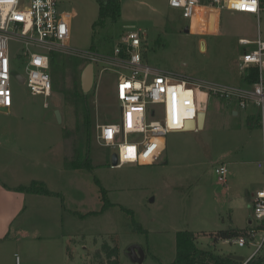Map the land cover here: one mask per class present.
<instances>
[{
    "label": "rangeland",
    "instance_id": "374dc122",
    "mask_svg": "<svg viewBox=\"0 0 264 264\" xmlns=\"http://www.w3.org/2000/svg\"><path fill=\"white\" fill-rule=\"evenodd\" d=\"M101 2L60 0V11L74 15L73 47L109 55L129 32H141L144 64L205 82L242 86L240 59L245 49L253 48L241 47L239 40L256 41L258 28L264 40V11L259 18L228 11L220 18L214 14L211 28V20L203 21L205 9L198 10L190 24L169 0H123L117 21L95 27ZM20 50L19 43L11 45L13 71L26 75ZM66 80L68 84L70 78ZM101 80L88 94L94 117L92 171L65 167L78 148L88 150L61 91L50 98L33 96L26 84L13 81V107L0 111V238L8 229V238L0 240L4 264H14V254L22 264H98L94 256L105 241L118 246L121 264H140L128 255L134 244L145 251L142 264H172L177 235L191 231L200 248L247 260L255 247L223 244L212 236L234 225L256 224L251 195L263 186L258 161L264 146L257 108L250 104L241 110L235 102L201 95L203 129L169 132L167 150L154 164L112 167L118 148L101 147L96 126L120 121L118 75L110 71ZM219 164L228 166L226 184L215 173ZM33 182H43L55 195L19 190ZM105 195L112 207L94 215L102 211Z\"/></svg>",
    "mask_w": 264,
    "mask_h": 264
},
{
    "label": "built area",
    "instance_id": "2783aa9c",
    "mask_svg": "<svg viewBox=\"0 0 264 264\" xmlns=\"http://www.w3.org/2000/svg\"><path fill=\"white\" fill-rule=\"evenodd\" d=\"M59 3L60 0H0V107L8 110L13 107L12 83L19 76L33 96L52 97L50 62L53 53H60L84 61L85 66L93 64L97 87L105 73L112 71L118 75L115 90L121 109L120 121L96 126L98 144L118 148L117 164L112 167L156 163L166 148L165 137L169 132L183 131L188 120H197L200 97L206 94L235 102L241 110L250 104L255 106L256 123L262 130L264 143V40L259 28L256 41L239 40L241 47L253 48L245 49L240 59L242 82L252 74L255 81L242 86L221 85L147 66L139 51L141 32H129L109 55L93 48L73 47L70 27L74 15L61 12ZM169 6L182 12L190 24L195 23L198 10L205 9L203 21L209 24L214 14L220 18L225 11L259 18L264 11V0H169ZM14 42L21 45L19 56L26 75L13 71L15 56L11 45ZM97 69L99 82L96 83ZM44 106L48 108V103ZM258 167L263 186L251 198L256 224L249 225L245 237L225 241L240 248L255 247L244 264L264 250V146ZM215 173L219 182L227 183L226 164L216 166ZM16 261L19 262L18 256Z\"/></svg>",
    "mask_w": 264,
    "mask_h": 264
},
{
    "label": "trees",
    "instance_id": "16d2710c",
    "mask_svg": "<svg viewBox=\"0 0 264 264\" xmlns=\"http://www.w3.org/2000/svg\"><path fill=\"white\" fill-rule=\"evenodd\" d=\"M122 1L123 0H104V2H101L99 10L100 17L94 26H104L109 20L112 22L117 21L121 16ZM84 68V61L78 58L69 57L60 53H53L49 72L52 78V91L59 90L63 94L66 110L75 117L74 128L82 134V140L85 143V148L88 150L87 153H84L82 148H78L74 159L67 160L65 167L69 170L85 169L92 171L94 167H92L89 145L94 117L92 115L93 109L90 108L88 103V95H85L81 87V76ZM68 78H70V82L67 84L66 79ZM255 79V74H252V76L247 77L242 84L246 82L253 83ZM19 190L33 195H55L43 182H33L31 186L23 187ZM104 199L105 205L102 211L95 212L93 213L94 215L101 212L103 213L112 207V204L108 203L106 195ZM83 217L85 216L83 215ZM248 228L243 230L235 228L221 230L213 234L212 238L216 242H219L221 240L245 237ZM197 239V234L192 231L180 232L176 238L177 251L172 264H244L232 258H227L225 255L200 248ZM119 255L118 246L115 245L114 247L110 242L105 241V243L101 245V248L96 251L94 261L98 264H121ZM248 264H264V250L257 256H254Z\"/></svg>",
    "mask_w": 264,
    "mask_h": 264
},
{
    "label": "water",
    "instance_id": "95a60500",
    "mask_svg": "<svg viewBox=\"0 0 264 264\" xmlns=\"http://www.w3.org/2000/svg\"><path fill=\"white\" fill-rule=\"evenodd\" d=\"M214 20L215 17L212 16L211 18V28H213L214 26ZM185 31L187 33H190L188 27L185 28ZM82 76H81V87H82V91H84L85 95H88L91 92L92 87L94 86V82H95V71H94V66L93 64L87 65L85 66V68L82 70ZM18 80H20L22 83L24 82V79L19 76ZM0 111H4V112H8L7 108L4 107H0ZM57 117L59 122H62V116L59 110H57ZM205 119H206V113L203 110L199 111L198 114V118L197 120H188V122L185 123V128L183 131L181 132H188V131H196V130H201L205 127L204 123H205ZM117 160H118V154L114 153L112 156V166H115L117 164ZM128 255L131 259V261L133 262H138L140 264H142L145 258V251L143 250V248L137 244H134V246L130 247L128 250ZM227 258H232L236 261L245 263L246 259L240 256H236L233 254H229V256H227Z\"/></svg>",
    "mask_w": 264,
    "mask_h": 264
},
{
    "label": "crops",
    "instance_id": "0c3cea01",
    "mask_svg": "<svg viewBox=\"0 0 264 264\" xmlns=\"http://www.w3.org/2000/svg\"><path fill=\"white\" fill-rule=\"evenodd\" d=\"M9 111V110H8ZM236 113V115L238 114L237 112H235ZM254 123V122H253ZM252 123V124H253ZM166 146V145H165ZM166 150H167V146H166ZM254 194V193H253ZM252 194V195H253ZM251 195V196H252ZM16 217V216H15ZM249 226V225H248ZM248 226L247 227H245V228H239V227H237V226H231L232 228H235V229H240V230H243V229H246V228H248ZM229 230V229H228ZM8 229L5 231V232H3L2 233V237L0 238V240L2 239V238H4V239H6V238H8L7 236H8ZM16 237V236H15ZM15 239V238H14ZM9 240H13V239H9ZM15 240H17V238L15 239ZM225 241L226 240H221V241H219V242H221V243H223V244H227V243H225ZM252 254V253H251ZM251 254H249L248 255V258H249V256L251 255ZM16 256H18L17 254H14V258H15V262H14V264H22V262H21V260H19V262H17L16 261ZM19 257V256H18ZM6 258L7 257H4V255H2V253L0 252V264H4V262L6 261Z\"/></svg>",
    "mask_w": 264,
    "mask_h": 264
}]
</instances>
